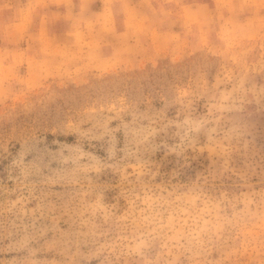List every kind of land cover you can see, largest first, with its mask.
I'll return each instance as SVG.
<instances>
[{"label": "rangeland", "instance_id": "rangeland-1", "mask_svg": "<svg viewBox=\"0 0 264 264\" xmlns=\"http://www.w3.org/2000/svg\"><path fill=\"white\" fill-rule=\"evenodd\" d=\"M0 264H264V0H0Z\"/></svg>", "mask_w": 264, "mask_h": 264}]
</instances>
